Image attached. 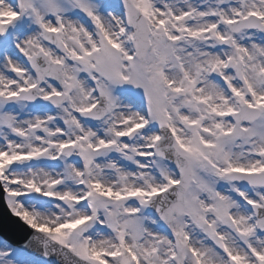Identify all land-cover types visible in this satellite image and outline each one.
Returning <instances> with one entry per match:
<instances>
[{
	"label": "snow or ice",
	"instance_id": "snow-or-ice-1",
	"mask_svg": "<svg viewBox=\"0 0 264 264\" xmlns=\"http://www.w3.org/2000/svg\"><path fill=\"white\" fill-rule=\"evenodd\" d=\"M0 187L68 264H264V0H0Z\"/></svg>",
	"mask_w": 264,
	"mask_h": 264
},
{
	"label": "bare ground",
	"instance_id": "bare-ground-1",
	"mask_svg": "<svg viewBox=\"0 0 264 264\" xmlns=\"http://www.w3.org/2000/svg\"><path fill=\"white\" fill-rule=\"evenodd\" d=\"M31 109L34 108V106L30 107ZM31 109H25L24 114L27 115L29 112H31ZM24 203L29 208H34L35 210L40 211L42 214L45 215H51L52 213H57L59 210L55 207V205H49L50 203L48 201H44L37 197L36 195H32L29 197V199H25ZM3 244V243H1ZM8 260H5L7 262ZM23 264V263H22Z\"/></svg>",
	"mask_w": 264,
	"mask_h": 264
},
{
	"label": "rangeland",
	"instance_id": "rangeland-1",
	"mask_svg": "<svg viewBox=\"0 0 264 264\" xmlns=\"http://www.w3.org/2000/svg\"><path fill=\"white\" fill-rule=\"evenodd\" d=\"M69 15H72L73 16V15H75V12H70ZM18 35H20V33ZM10 41H11V39H9L8 41H6L5 43L10 42ZM52 203H56V202H53L52 201ZM10 249H12V248L10 246H8V245H5V246L0 245V251L7 252ZM13 252L15 253V258L14 259H11L10 258L9 260L16 261V264H22V263L23 264H36L33 259H31L33 261H31L29 259H26V257H24L23 252L22 251H19V249L16 250V251H13ZM5 260H8V259L5 257L4 259L0 260V264H6Z\"/></svg>",
	"mask_w": 264,
	"mask_h": 264
}]
</instances>
